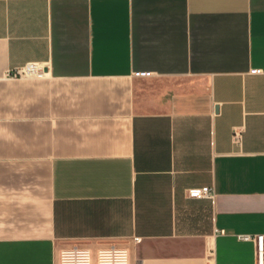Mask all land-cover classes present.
<instances>
[{
	"label": "crops",
	"instance_id": "0c3cea01",
	"mask_svg": "<svg viewBox=\"0 0 264 264\" xmlns=\"http://www.w3.org/2000/svg\"><path fill=\"white\" fill-rule=\"evenodd\" d=\"M258 234L264 0H0V264H256Z\"/></svg>",
	"mask_w": 264,
	"mask_h": 264
},
{
	"label": "built area",
	"instance_id": "2783aa9c",
	"mask_svg": "<svg viewBox=\"0 0 264 264\" xmlns=\"http://www.w3.org/2000/svg\"><path fill=\"white\" fill-rule=\"evenodd\" d=\"M47 76L46 67L39 63H27L6 73L8 80H42ZM243 128H235L232 132V140L236 145L242 141ZM200 197L212 198V188L200 189ZM237 240L253 243L255 249L256 264H264V234L238 235ZM57 264H130L129 252L126 248L110 246L100 248L93 252L90 249L79 246L64 248L59 252Z\"/></svg>",
	"mask_w": 264,
	"mask_h": 264
},
{
	"label": "rangeland",
	"instance_id": "374dc122",
	"mask_svg": "<svg viewBox=\"0 0 264 264\" xmlns=\"http://www.w3.org/2000/svg\"><path fill=\"white\" fill-rule=\"evenodd\" d=\"M45 79H47V76H46V78ZM42 80H44V79H42ZM26 81H35V80H26Z\"/></svg>",
	"mask_w": 264,
	"mask_h": 264
}]
</instances>
